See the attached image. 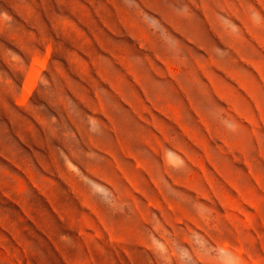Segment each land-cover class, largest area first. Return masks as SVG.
I'll return each mask as SVG.
<instances>
[{
  "label": "rangeland",
  "instance_id": "1",
  "mask_svg": "<svg viewBox=\"0 0 264 264\" xmlns=\"http://www.w3.org/2000/svg\"><path fill=\"white\" fill-rule=\"evenodd\" d=\"M0 264H264V0H0Z\"/></svg>",
  "mask_w": 264,
  "mask_h": 264
}]
</instances>
